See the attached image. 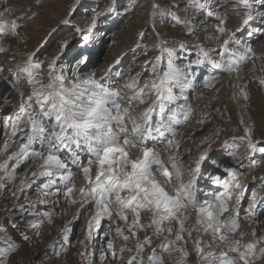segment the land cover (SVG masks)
<instances>
[{
	"label": "snow or ice",
	"instance_id": "obj_1",
	"mask_svg": "<svg viewBox=\"0 0 264 264\" xmlns=\"http://www.w3.org/2000/svg\"><path fill=\"white\" fill-rule=\"evenodd\" d=\"M83 2L74 0L59 24L71 25ZM117 3L109 0L87 31L74 28L81 48L100 23L120 13ZM41 6L42 0L28 7L0 0L6 61L0 62V196L11 203L10 214L25 218V230L11 221L14 232L0 222V264H14L21 241L41 237L60 214L40 210L37 204L48 200L23 203L34 186L54 208L78 206L72 220H86L81 264H89L97 239L104 245L98 264H264V197L258 196L264 176L251 188L242 182L264 166V131L257 135L255 122L245 119L249 84L264 92V75H254L264 73V64L257 69L252 45V37H264V0H126L125 16L144 9L137 47L145 59L129 71L117 56L99 73L85 50L69 55V41L47 59L38 55L46 41L28 50L27 29L40 15L33 8ZM249 63L253 75L245 79ZM225 78L240 110L231 129L227 107L192 106L206 91L217 98ZM214 118L221 126L205 127ZM195 125L199 143L184 149L196 142L197 134L185 131ZM213 153L230 163L208 175L204 165ZM206 176L211 188L200 183ZM236 190L242 191L234 200ZM245 220L248 231L241 230ZM71 223L48 250L59 264L70 251Z\"/></svg>",
	"mask_w": 264,
	"mask_h": 264
},
{
	"label": "rangeland",
	"instance_id": "obj_2",
	"mask_svg": "<svg viewBox=\"0 0 264 264\" xmlns=\"http://www.w3.org/2000/svg\"><path fill=\"white\" fill-rule=\"evenodd\" d=\"M74 0H42V6L39 8H33V11H38L40 15L36 20H34L28 27L29 43L28 50H34L40 43L44 44V48L41 49V52L38 55H41L44 59L56 54L59 50V46L64 41H69V55L76 50H85L91 55L92 65L99 72H102L104 67L111 62L117 56H123L124 59L122 64L125 66L126 70H132L142 63L145 57L141 54L140 48L137 47L138 33L145 25L146 17L144 15L143 8H137L135 14H129L125 16L123 14V8L125 7L126 0H118L117 8L120 9L119 14H113L107 20V23H100L97 30H95L93 36L89 35L90 43L84 48H81L82 38L80 35L74 32V28L79 26L87 31L89 24L91 23L92 16L99 12H105L108 7L109 0H84L83 6L78 8L73 15V23L71 25H62L59 24V21L63 19L69 7L73 4ZM10 3L15 4L17 7L23 6L28 7L34 5L35 0H10ZM140 3H144V0H140ZM237 23L236 18H233L230 21V24L235 26ZM55 28L56 31L52 32L50 35V30ZM167 29H161L165 31ZM172 33H175V29L170 30ZM101 33L100 36L96 35ZM117 39V40H116ZM116 40V41H115ZM151 44V40L148 41ZM252 45L256 56L259 58L256 60V67L259 69L262 64H264V37L256 35L252 37ZM126 54V55H125ZM152 53H150L151 55ZM133 60H138L137 62ZM0 62H5L4 57L0 56ZM133 62V63H132ZM252 65L249 63L244 68V77L248 79L253 73L250 71ZM256 76L264 75L259 71L254 73ZM249 87L252 89V99L250 108L246 110L245 119L251 123L255 122L256 133L259 135L264 131V92L257 90V85L255 83L249 84ZM216 88L220 89L218 97L213 99V92H205V98L203 100H192V106L197 109L199 112L202 109H206V106L211 104L212 108H220L223 110L225 107L228 109V113L231 116V123L225 125L228 128H236L238 126L240 118V110L236 107L233 101L230 99L231 86L230 80L225 78L216 85ZM15 103V99L12 101ZM7 107V105H6ZM215 116V114H214ZM221 121L217 118H214L210 125H205V127H220ZM200 125H195L193 128L186 129L187 132H195L197 134L196 142L193 143L191 140H188L184 149L191 148L195 149L196 144L199 143V128ZM237 135L243 134V129L236 133ZM232 135V132H225L222 134L221 139L229 137ZM0 145H2V140H0ZM182 149V151L184 150ZM241 152L244 149L241 147ZM195 159V155L192 157ZM214 161L221 162L219 168L216 167ZM230 163L225 157H222L219 153H213V159L205 162V169L208 175L219 174L223 171L225 164ZM264 176V166L259 170H250V174L243 179V183L248 185L250 188L253 185L254 178H259ZM82 181H77V188L82 186ZM206 188H211V184L208 183V177L206 176L204 180L200 182ZM34 191H30L29 195L23 200L25 205L30 202L40 200H48L49 202L45 204L38 203L37 206L41 211L51 209L54 212L60 213L53 217L54 223L48 225L47 222L44 225V234L39 238H34L30 243H23L21 241V249L19 253L14 258V264H59V261L55 259L52 253L49 250L53 240L60 236V230L65 223L72 221L70 227L72 232L69 234L70 239V251L66 255H62L64 264H81V258L78 255L79 251L82 249L80 243L81 240L85 237V225L86 220L84 217H81L78 220H72V216L75 212L74 206L71 209L68 208L67 203L65 202L63 207L54 208L51 199L48 197H43L40 195L39 188H35ZM242 191V190H241ZM240 191L234 192V200L238 196ZM258 196L264 197V191H259ZM248 197L245 195V201ZM10 205V207H8ZM7 210V211H6ZM67 211V215L63 213ZM11 213V203L5 202L0 205V222L8 221L9 231L11 230L10 224L11 221H23L25 218L21 216L20 213ZM33 217H26V219H32ZM248 221L245 220L242 223L241 230L248 231L247 229ZM260 227H264L261 225ZM23 229V224L21 225ZM250 239V237H248ZM17 241L20 240L19 236L15 237ZM103 241V239H100ZM119 243V242H118ZM101 245H89V264H92L93 261H96L98 264L100 254L103 250ZM49 254V258H44L45 255Z\"/></svg>",
	"mask_w": 264,
	"mask_h": 264
},
{
	"label": "bare ground",
	"instance_id": "obj_3",
	"mask_svg": "<svg viewBox=\"0 0 264 264\" xmlns=\"http://www.w3.org/2000/svg\"><path fill=\"white\" fill-rule=\"evenodd\" d=\"M96 35H98V36H100L101 35V33H97ZM92 36H93V34H92ZM94 38H95V36H93ZM117 40V39H116ZM115 40V41H116ZM255 49V48H254ZM133 61H135V62H137L138 60H133ZM133 63V62H132ZM237 191H241V190H237ZM6 202V199H5V197L4 196H0V205L1 204H3V203H5ZM8 207H10V205H8ZM7 211V210H6ZM21 222V225L23 224V221L21 220L20 221ZM10 232H14V230L13 229H11L10 230ZM18 237V236H17ZM103 243V241L102 240H100V239H97V240H94L93 241V244H92V246L95 244H97V245H101ZM102 247H103V245H102ZM49 254H47V255H45L44 256V258H49Z\"/></svg>",
	"mask_w": 264,
	"mask_h": 264
}]
</instances>
